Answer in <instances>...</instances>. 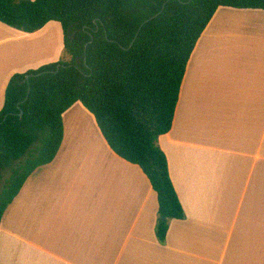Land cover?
Listing matches in <instances>:
<instances>
[{
  "label": "crops",
  "instance_id": "obj_1",
  "mask_svg": "<svg viewBox=\"0 0 264 264\" xmlns=\"http://www.w3.org/2000/svg\"><path fill=\"white\" fill-rule=\"evenodd\" d=\"M233 17L264 21V10L219 8L188 63L172 130L159 140L185 212L165 244L149 179L110 149L77 103L63 116L56 159L4 214L0 264H264V42L252 29L239 45L220 41ZM48 25L26 34L0 23V112L15 75L57 62L49 42L40 45Z\"/></svg>",
  "mask_w": 264,
  "mask_h": 264
},
{
  "label": "trees",
  "instance_id": "obj_2",
  "mask_svg": "<svg viewBox=\"0 0 264 264\" xmlns=\"http://www.w3.org/2000/svg\"><path fill=\"white\" fill-rule=\"evenodd\" d=\"M221 7L264 10V0H0V23L10 28L34 34L59 23L71 58L9 82L0 112V180L10 174L0 226L33 173L56 159L63 116L82 103L110 149L149 179L165 244L171 221L185 212L159 140L172 130L188 63Z\"/></svg>",
  "mask_w": 264,
  "mask_h": 264
},
{
  "label": "rangeland",
  "instance_id": "obj_3",
  "mask_svg": "<svg viewBox=\"0 0 264 264\" xmlns=\"http://www.w3.org/2000/svg\"><path fill=\"white\" fill-rule=\"evenodd\" d=\"M34 1V0H31ZM225 26V34L223 37H220V41L223 42H232V44L239 45V43H244L247 41L248 36L250 35L249 30H254L257 39L255 41L264 42L263 38H260L264 35V21L257 18H244V17H233L232 20H227L223 23ZM263 29V30H262ZM48 36L45 37V40L40 43L42 46H47L46 52L50 60L54 59V56L58 58L57 62H69L71 60L70 56L67 54L65 47L63 45L65 40L64 31L58 23H51L48 25L47 29ZM263 40V41H262ZM54 44V45H53ZM63 47V48H61ZM56 62V63H57ZM54 63V62H53ZM52 64V62H51ZM50 65V64H48ZM10 178V174L6 173L4 178L0 180V193L3 191L7 180Z\"/></svg>",
  "mask_w": 264,
  "mask_h": 264
},
{
  "label": "water",
  "instance_id": "obj_4",
  "mask_svg": "<svg viewBox=\"0 0 264 264\" xmlns=\"http://www.w3.org/2000/svg\"><path fill=\"white\" fill-rule=\"evenodd\" d=\"M165 6H166V5H165ZM165 6L163 7V9H165ZM70 38L73 39V38H74V35L71 36ZM27 79H29V77H28Z\"/></svg>",
  "mask_w": 264,
  "mask_h": 264
}]
</instances>
